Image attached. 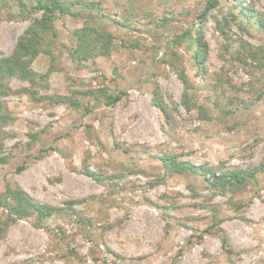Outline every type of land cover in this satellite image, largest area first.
<instances>
[{
    "label": "rangeland",
    "instance_id": "rangeland-1",
    "mask_svg": "<svg viewBox=\"0 0 264 264\" xmlns=\"http://www.w3.org/2000/svg\"><path fill=\"white\" fill-rule=\"evenodd\" d=\"M36 1L0 0V57L43 20ZM75 1L59 38L39 28L32 68L49 76L0 79V264H264V173L224 188L162 162L219 175L264 160V26L240 11L264 20V0H218L203 23L208 0ZM83 26L114 42L92 35L79 65ZM8 187L52 213L12 210Z\"/></svg>",
    "mask_w": 264,
    "mask_h": 264
},
{
    "label": "trees",
    "instance_id": "trees-1",
    "mask_svg": "<svg viewBox=\"0 0 264 264\" xmlns=\"http://www.w3.org/2000/svg\"><path fill=\"white\" fill-rule=\"evenodd\" d=\"M66 1L71 3H79V1L75 0H37L34 9L43 12V20L39 22L38 27H33L28 30L30 35L22 38L17 44L14 52L10 56L0 57V79L6 77L17 76L22 79H26L31 81L32 83H36L35 77L47 78L49 76L50 71L44 74H39L32 68V64L34 60L37 58L39 53H41V46L44 37H42L40 32V26L45 32L51 34V36L56 39L59 38V32L55 25V16L56 13L59 12L62 15H67L71 12V8L67 6ZM218 4V0H208L206 3V8L200 16L201 23H203L209 13L212 11L214 7ZM240 11L248 18L249 20H253L256 23H259L261 26H264V20L262 18H255V15L248 11L243 5H240ZM94 27L91 26H83L81 28H77L74 30V34L78 40L77 45L75 47H70L69 52L79 65H86L85 62L89 61L95 56V47L91 48L90 37L93 35L94 39H102V52H109L112 48L114 42L113 34L109 32H98ZM200 31V30H198ZM199 34V33H198ZM189 33L183 34L179 36L180 40L183 39V36H188ZM178 38V39H179ZM194 43H196L197 48L194 54V60L197 64L198 68L203 71V64L206 59V49L207 43L203 40L202 36H197L194 38ZM181 77L187 82V78L185 74H181ZM124 93L117 94H108L103 101V105L112 106L118 103L122 99V95ZM186 95V94H185ZM162 162L166 170L172 172H192L199 173L205 172L209 174L213 179V183L215 186L222 185L224 188H230L236 183L242 182L246 178H251L256 181V175L258 171L264 173V160L262 163L253 170H235L231 172L221 173L217 175V173L208 168L201 167L198 168L194 165H191L188 162L179 161L177 156H164L162 157ZM232 185L229 186L228 184ZM6 197H11L17 201H19L18 207L12 210L27 209V207H32L36 212H38L41 216H48L52 213L53 209L49 206L40 204L34 200H32L25 192L22 190H14L8 187L7 192L5 194ZM6 198L0 197V206L5 205ZM7 206V205H6Z\"/></svg>",
    "mask_w": 264,
    "mask_h": 264
}]
</instances>
